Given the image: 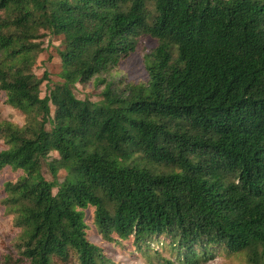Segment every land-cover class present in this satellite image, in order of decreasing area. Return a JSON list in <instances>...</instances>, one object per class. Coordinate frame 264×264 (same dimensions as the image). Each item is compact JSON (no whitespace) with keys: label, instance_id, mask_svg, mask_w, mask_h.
Masks as SVG:
<instances>
[{"label":"trees","instance_id":"16d2710c","mask_svg":"<svg viewBox=\"0 0 264 264\" xmlns=\"http://www.w3.org/2000/svg\"><path fill=\"white\" fill-rule=\"evenodd\" d=\"M46 33L55 82L21 66ZM142 40L146 79L108 80ZM0 91L39 116L0 124L4 264H115L102 246L122 242L157 264H264L263 1L0 0Z\"/></svg>","mask_w":264,"mask_h":264},{"label":"rangeland","instance_id":"374dc122","mask_svg":"<svg viewBox=\"0 0 264 264\" xmlns=\"http://www.w3.org/2000/svg\"><path fill=\"white\" fill-rule=\"evenodd\" d=\"M263 1L264 0H259ZM42 44L40 50L36 52L33 56L29 58L32 63L27 67L26 63H21L22 70L25 72V76L30 77H43V74L46 73L49 76L51 82H55L60 80V76L58 75L61 64L60 58L57 53V48L61 47V40L63 37L54 36L46 33L42 38ZM151 45V42H149ZM149 46L145 47L144 41L142 40L137 48H135V53L128 57V59L123 62L118 69H113L107 76L108 80L114 79L115 81L122 80L124 82H142L146 79L143 59L147 56L146 53ZM106 76V75H101ZM48 80L44 81L41 91V96L45 94V86L47 85ZM93 89V90H92ZM92 88L85 87L81 84L76 86L75 94L78 97L83 98L84 95H89L93 99H97L96 93L97 91ZM4 95L0 91V124L3 122H8L10 124H15L22 129L27 126V124L33 122L37 116V112L30 109L25 108L18 105H9L5 101ZM2 143L0 141V147ZM63 173V172H62ZM15 173L12 171H8L6 174L0 175V188L4 179L9 178L10 176H14ZM64 174H61L60 177H63ZM47 177H50L49 174H46ZM1 191V189H0ZM2 194L0 193V201L2 198ZM1 203V202H0ZM93 208L90 207L86 211V221L90 222V215ZM88 233L91 237H93L96 241L100 242L99 237L95 234L93 229L89 228ZM18 229L14 227L12 223V216L7 214L4 208L0 204V264L3 263V254L9 251L12 248L11 243L17 240ZM102 243V242H101ZM160 241L156 242L151 246L156 249L160 245ZM103 252L106 257L111 258L115 264H157L155 261V257H144L140 255L136 249L130 247L128 242L122 243H112V244H104L102 246ZM157 251L161 256L168 255V250L166 247H159ZM213 256L211 259L202 262L200 261L198 264H246L245 256L243 252H237L234 254H227L220 248L213 249ZM75 263V260L73 262ZM58 264V263H57Z\"/></svg>","mask_w":264,"mask_h":264}]
</instances>
